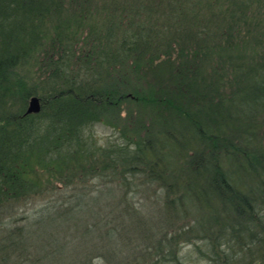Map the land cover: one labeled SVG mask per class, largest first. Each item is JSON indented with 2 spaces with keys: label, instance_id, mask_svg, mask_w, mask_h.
<instances>
[{
  "label": "trees",
  "instance_id": "trees-1",
  "mask_svg": "<svg viewBox=\"0 0 264 264\" xmlns=\"http://www.w3.org/2000/svg\"><path fill=\"white\" fill-rule=\"evenodd\" d=\"M197 252L264 264V0H0V264Z\"/></svg>",
  "mask_w": 264,
  "mask_h": 264
},
{
  "label": "rangeland",
  "instance_id": "rangeland-1",
  "mask_svg": "<svg viewBox=\"0 0 264 264\" xmlns=\"http://www.w3.org/2000/svg\"><path fill=\"white\" fill-rule=\"evenodd\" d=\"M102 12V13H101ZM104 16V11L103 10H100L99 14H98V19H102ZM23 74L24 73V70H23ZM30 75V74H27V76ZM94 132L96 134V136L99 138L100 140V143L101 144H108V142H115L118 138V133L117 131L108 126V125H105V124H97L94 128ZM157 186V184L154 185H151V186H146L143 190V193L142 195H138L137 198H141L143 203H146L148 205V214L151 215H154L156 216L155 219H157L158 217V206L160 204V198L162 195L161 192H158V197H153V193H152V190L155 189ZM151 197V198H150ZM155 201H159V203L156 205L154 204ZM204 212H201L200 209H197V207L195 206L192 211H189L187 213V218L189 219V221H191V224L194 225L195 227V230L196 232H199L198 230V226H197V223H198V220H202V221H209V217L210 215H207L206 213ZM147 214V216H148ZM232 215H226L223 220L224 222L226 223L227 222V229L229 231H235L234 233L235 234H238L239 233V230L241 229L240 227V224H239V221L238 220H235L231 217ZM233 245L235 246V250H237L239 248V245L237 243V238L235 240L232 241ZM231 243V244H232ZM202 245V248L204 250H207V246H206V243L205 244H201ZM193 259L195 261L193 262H189V264H210L208 261H205V260H199L198 259V252L195 253V255L193 256ZM238 262H239V259L237 258Z\"/></svg>",
  "mask_w": 264,
  "mask_h": 264
},
{
  "label": "water",
  "instance_id": "water-1",
  "mask_svg": "<svg viewBox=\"0 0 264 264\" xmlns=\"http://www.w3.org/2000/svg\"><path fill=\"white\" fill-rule=\"evenodd\" d=\"M40 108H41L40 100L37 97H33L30 100L28 111L29 112H38L40 110Z\"/></svg>",
  "mask_w": 264,
  "mask_h": 264
}]
</instances>
